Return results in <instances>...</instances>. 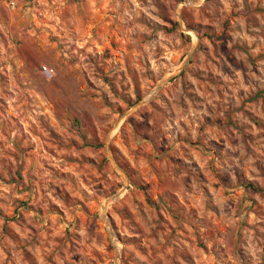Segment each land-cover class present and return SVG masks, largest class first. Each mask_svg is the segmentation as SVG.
I'll return each instance as SVG.
<instances>
[{"label": "rangeland", "instance_id": "obj_1", "mask_svg": "<svg viewBox=\"0 0 264 264\" xmlns=\"http://www.w3.org/2000/svg\"><path fill=\"white\" fill-rule=\"evenodd\" d=\"M0 264H264V0H0Z\"/></svg>", "mask_w": 264, "mask_h": 264}, {"label": "built area", "instance_id": "obj_2", "mask_svg": "<svg viewBox=\"0 0 264 264\" xmlns=\"http://www.w3.org/2000/svg\"><path fill=\"white\" fill-rule=\"evenodd\" d=\"M7 2V4L9 5L10 8L12 9H16L18 7V4L22 1V0H5ZM43 70L45 72H48V68L44 67Z\"/></svg>", "mask_w": 264, "mask_h": 264}, {"label": "water", "instance_id": "obj_3", "mask_svg": "<svg viewBox=\"0 0 264 264\" xmlns=\"http://www.w3.org/2000/svg\"><path fill=\"white\" fill-rule=\"evenodd\" d=\"M123 177H124V180H125V184H124V185H125V187H126V186H127V183H128V182H127V178H126L125 175H123ZM117 197H118V196L113 197L112 200H115ZM105 209H106V208H105Z\"/></svg>", "mask_w": 264, "mask_h": 264}, {"label": "bare ground", "instance_id": "obj_4", "mask_svg": "<svg viewBox=\"0 0 264 264\" xmlns=\"http://www.w3.org/2000/svg\"><path fill=\"white\" fill-rule=\"evenodd\" d=\"M108 206V205H107Z\"/></svg>", "mask_w": 264, "mask_h": 264}]
</instances>
